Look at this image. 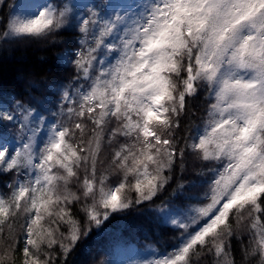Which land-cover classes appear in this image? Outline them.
Returning <instances> with one entry per match:
<instances>
[{
	"label": "snow or ice",
	"instance_id": "obj_1",
	"mask_svg": "<svg viewBox=\"0 0 264 264\" xmlns=\"http://www.w3.org/2000/svg\"><path fill=\"white\" fill-rule=\"evenodd\" d=\"M72 29L61 60L76 83L52 119L0 106L16 129L0 136V264H68L92 226L160 199L188 157L207 166L200 191L177 180L157 206L180 242L140 264H264V0H42L0 18V41Z\"/></svg>",
	"mask_w": 264,
	"mask_h": 264
},
{
	"label": "trees",
	"instance_id": "obj_2",
	"mask_svg": "<svg viewBox=\"0 0 264 264\" xmlns=\"http://www.w3.org/2000/svg\"><path fill=\"white\" fill-rule=\"evenodd\" d=\"M17 1L0 0V18L10 15ZM91 1L95 5L106 6L108 0ZM78 36V30L72 29L64 32L55 44L29 39L7 43L0 41V103L9 110H13L16 100L30 103L51 120L50 114L58 111L60 90L76 83L74 66L63 63L61 58L75 51ZM198 103L200 109L191 121L193 129L202 123L205 107L203 97ZM14 133V127L9 126L5 130L0 126V136L6 134L10 137ZM185 168L186 171L181 173L177 167L171 187L161 194L160 199L115 213L98 228L92 226L88 235L78 241L69 255L68 264H100L101 261L104 264H115L119 251L130 247L139 250L153 248L159 254L171 251L179 244L182 230L167 224L157 211V206L168 200L177 180L182 181L186 187L195 183L197 187L185 194L195 195L200 191V181L209 175L207 166L193 157H188ZM201 171L204 175L198 176ZM172 203L185 210L187 206L195 204L196 200L173 197Z\"/></svg>",
	"mask_w": 264,
	"mask_h": 264
},
{
	"label": "rangeland",
	"instance_id": "obj_3",
	"mask_svg": "<svg viewBox=\"0 0 264 264\" xmlns=\"http://www.w3.org/2000/svg\"><path fill=\"white\" fill-rule=\"evenodd\" d=\"M38 2H42V0H18L13 11H16V12L22 11L23 9L29 8L31 5L38 3ZM78 2L80 4H87L89 6L92 5L91 0H78ZM132 2H133V0H108V4H127V3H132ZM0 106H3V104L0 103ZM9 111H11V110H9ZM15 135H16V133H14L12 136H10L8 138L9 139L15 138ZM166 223L171 225L168 222H166ZM171 226H173V225H171ZM158 254L159 253L156 252L153 248L139 250L137 248L130 247L127 250H120L119 251V256H118L115 264H140V262H142V261H147V260L153 259L154 256H156Z\"/></svg>",
	"mask_w": 264,
	"mask_h": 264
}]
</instances>
